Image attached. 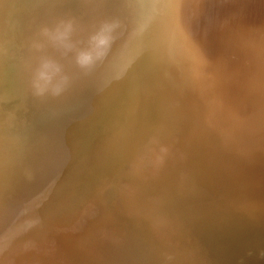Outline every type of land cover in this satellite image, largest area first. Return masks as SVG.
<instances>
[{"label":"bare ground","instance_id":"bare-ground-1","mask_svg":"<svg viewBox=\"0 0 264 264\" xmlns=\"http://www.w3.org/2000/svg\"><path fill=\"white\" fill-rule=\"evenodd\" d=\"M184 2L0 0V182L19 174L28 147L40 144L43 128L67 146L79 131L77 117L90 108L88 100L95 99L92 106L101 110L88 148L92 159L75 161L72 186L38 210L54 235L41 239L39 228L20 242L12 240L0 252V264L20 259L33 264H177L166 243L177 234L178 220V227L189 228L206 245L213 264H264V144L244 152L245 134L219 143L215 130L241 116L239 127L248 123L264 134L259 111L264 107V0H205L202 13L187 27L192 38L179 21ZM61 20L74 21L79 48L87 47L101 24H118L106 55L91 69L78 67L74 53L33 48L40 29ZM41 55L58 60L70 77L60 96L33 93L32 71ZM172 92L174 100L153 117L160 96ZM241 97L238 108L225 114ZM63 101L69 109L45 121ZM11 104L14 110L5 112ZM206 118L213 120L208 130L202 126ZM118 130L127 137L130 130L134 133L125 141L131 148L115 149ZM154 143L158 151L150 154L147 148ZM138 156L148 161L131 169ZM179 193L197 195L184 201L185 195L179 196L182 200L174 195ZM215 198L227 212L216 207L217 220H194L196 210L210 213ZM89 215L88 230L75 233L73 224Z\"/></svg>","mask_w":264,"mask_h":264},{"label":"rangeland","instance_id":"rangeland-1","mask_svg":"<svg viewBox=\"0 0 264 264\" xmlns=\"http://www.w3.org/2000/svg\"><path fill=\"white\" fill-rule=\"evenodd\" d=\"M204 1L205 0H185V2L182 4V6L179 9V21H181L183 28L186 29V32L190 38H192L193 35L191 32L188 31L189 28L187 27L190 26L193 17L200 15L202 13L201 8ZM190 3L191 6H188V4ZM141 9L143 13L145 10H147L144 9L143 6L141 7ZM190 10L193 11L192 15H188V13L189 14L191 13ZM201 19L202 18L198 20L199 24ZM37 22L39 23V20H35L34 25H37ZM191 45H190L191 51L193 52L196 59V53L194 51H197V49L195 47V44H191ZM80 92L82 91L81 90L78 91L77 94L74 93V96L78 98L80 96ZM167 92L169 93L168 90ZM173 92L171 95L168 94L170 96H164V95L160 96L161 98L152 108L153 117L156 115L159 107H161L167 102L174 100L175 97H173V95L174 96L177 95L173 94ZM94 101L95 99L88 100L86 107L90 106V108L85 113H83L79 118L77 117V122L79 120L78 123L79 125L77 126L78 127L77 129H79V131L77 134L79 135L76 134L75 137L68 142L67 146L62 145L60 142L61 139H59L56 135L51 134L50 132H46L47 130L43 128L42 129L43 131L41 132L38 138L40 144L31 145L28 147L25 156L27 160H25V164L23 168L21 167L19 174L15 175V177L11 180H7V181L4 180L0 182V252H2L11 243L12 240H16L17 242H20L28 235L37 232L39 228H42L39 234V237L41 239L46 238L48 235H54L52 229L50 227H47V223L50 222L44 219V217L38 212V210L44 205V203L47 200H49L56 193L72 186L75 179L73 170L74 167L75 168L78 167L75 161L83 162L85 160L92 159L91 157L93 156V153L90 150L88 151V148L90 147V145H93L92 144L93 139L95 138L93 124H95L96 119L99 117L98 114L101 112L100 107L92 106ZM243 101H244V97H241L239 101L228 107V112L225 111V114L231 112L232 110L237 109L238 106ZM69 105H70L69 102L63 101L56 108L53 109V113L46 115L45 121L52 122V120H55V118L57 117V114L65 113L69 109ZM15 107L16 104H11L10 106L11 109L5 110V112L12 111L14 110ZM263 110L264 107H262L261 110L259 111L264 113ZM240 117L241 116L235 117L237 121H235L236 119H234V122L230 124L227 128L215 127L216 132L220 133V136L217 139L218 142L223 143L228 139H232L234 137L239 138L242 134H245L244 145H246V147L244 148V152L254 151L257 148L261 149L262 148L261 145L264 144V134L252 130L248 123L245 126L241 124V127H239V124L241 123V119H239ZM212 122H213L212 119L206 118L205 121L204 120L202 121V126H204V128L208 130ZM181 126L183 128V125ZM220 130H226V132ZM119 131L120 130H118V134L115 137L116 139L119 140V142H117V147H115V149L118 148V150H122L126 148H131L130 145L127 144L125 145L126 143L125 141L129 140L128 139L129 135L132 137L134 133L131 135V130H130V134H128L127 137V132H119ZM7 143L8 145H11L12 141L9 142L7 141ZM155 145L157 144L156 143L151 144L147 148V152L150 154H154L155 151H158ZM128 151L133 152V150L131 149L130 150L128 149ZM138 157L137 160L135 159L136 161L133 160L132 162H130L129 166L130 167L132 166L131 169L139 170L143 167L142 166L143 163H146L148 161V158H145L144 156H138ZM72 163H74V165H71ZM255 168L257 167L255 166ZM259 178L261 180V176H259ZM75 190L77 189L75 188ZM179 194H174V195L176 196L177 199H181V200L182 197L179 198V196L184 197L185 195L184 197V201H185L186 199L192 200L193 196L196 193L195 194L191 193L193 196L191 194L188 196L186 193L180 195ZM81 200L82 199L76 200L75 205L78 204ZM211 202H213V204L216 205L213 206V208L211 207V209H209L210 213H208V211L205 210L204 211L196 210L195 211L196 213L195 212L192 213L193 219L199 221L203 220L206 222L207 218L211 216L213 220H217L216 213L218 212V210L216 209V207L223 212H227L226 209L227 207L223 205V203H221L222 200L215 198ZM15 205H17L18 207L16 212L13 214L9 213L10 208L12 209L13 206ZM30 206H32L33 209H30L29 208ZM36 207L38 208L36 209ZM106 211L107 210H104L102 213H106ZM92 216H94V214ZM92 216L90 215L89 217L85 216L84 223L83 222L78 224H76L77 222L74 223L72 228L73 231H75V233H81L82 231L84 232L88 230L89 220L90 217ZM112 219L114 221L116 220L115 215ZM177 224H178L176 226L177 236L174 235V237H172L166 243L168 248L170 249L172 248L171 249L172 253L170 254L171 257L177 260L179 264H213V262L211 261V257H209L208 253H206L207 251L206 245L201 243L197 235H195L196 237H194L193 235L194 233L190 231L189 228L184 229L181 226L178 227L179 220ZM77 225L80 226L77 227ZM158 228H162V226L156 227L154 228V230ZM200 229H202V227ZM180 230L181 233L179 234ZM198 233L200 236H202L200 234L202 232L198 231ZM190 234L193 235L192 238L189 237ZM182 236L185 237L186 239L183 238ZM238 239L240 238L237 235L235 237V240L237 241ZM172 240H174L175 242ZM82 250H86V249L82 248ZM20 254H18L17 257L21 256ZM30 256L33 257L32 252H30ZM50 258L51 257H46L43 260L44 261L49 260ZM34 262H37V260H35ZM16 264H33V262L32 260L30 261L27 259H20Z\"/></svg>","mask_w":264,"mask_h":264},{"label":"clouds","instance_id":"clouds-1","mask_svg":"<svg viewBox=\"0 0 264 264\" xmlns=\"http://www.w3.org/2000/svg\"><path fill=\"white\" fill-rule=\"evenodd\" d=\"M118 24L105 22L100 25L88 39L86 48H79L74 40L75 24L72 20H61L55 25L42 27L33 42V48L38 52L51 46L63 54H75V61L81 69H91L102 60L111 46ZM70 85V77L63 65L56 59L41 55L32 71L31 88L34 95L60 96Z\"/></svg>","mask_w":264,"mask_h":264},{"label":"water","instance_id":"water-1","mask_svg":"<svg viewBox=\"0 0 264 264\" xmlns=\"http://www.w3.org/2000/svg\"><path fill=\"white\" fill-rule=\"evenodd\" d=\"M163 185V183H160L158 186H162Z\"/></svg>","mask_w":264,"mask_h":264}]
</instances>
